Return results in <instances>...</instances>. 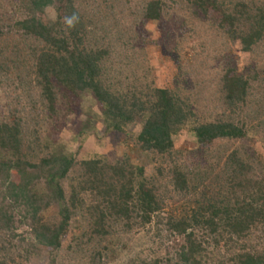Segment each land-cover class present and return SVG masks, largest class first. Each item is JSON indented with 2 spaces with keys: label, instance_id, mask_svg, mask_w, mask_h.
Here are the masks:
<instances>
[{
  "label": "trees",
  "instance_id": "1",
  "mask_svg": "<svg viewBox=\"0 0 264 264\" xmlns=\"http://www.w3.org/2000/svg\"><path fill=\"white\" fill-rule=\"evenodd\" d=\"M77 2L19 0L23 17L9 26L31 63L9 60L11 83L36 90L38 102L27 96L40 111L24 115L17 96L0 114V264H14L16 248L23 262L62 264L64 254H82L104 264L115 259L118 229L159 224L166 207L191 197L190 215L164 221L172 238L165 255L127 264H264V162L236 146L249 138L264 149V0H95L88 10ZM48 8L55 21L44 20ZM73 14L79 21L69 28L64 18ZM106 21L121 32L107 37ZM196 24L239 47L207 80L195 48L184 59L183 33ZM153 55L176 67L172 88L155 83ZM8 67L0 63V75ZM63 111L76 120L67 141L57 126ZM43 123L51 126L44 140ZM114 133L148 157L154 174L129 155L110 156L105 139ZM92 136L95 148L80 157ZM53 206L57 213L45 218Z\"/></svg>",
  "mask_w": 264,
  "mask_h": 264
},
{
  "label": "rangeland",
  "instance_id": "2",
  "mask_svg": "<svg viewBox=\"0 0 264 264\" xmlns=\"http://www.w3.org/2000/svg\"><path fill=\"white\" fill-rule=\"evenodd\" d=\"M95 0H78V6L82 10L87 9L89 5L93 4ZM98 1V0H96ZM86 2V3H85ZM81 4V5H80ZM97 9L99 12L101 9L99 7H93ZM94 9V10H95ZM88 10V9H87ZM23 17V10L22 7L19 6V0H0V24L4 27L2 28V35L0 36V63L5 64L7 63L9 65V69L7 71L1 72L0 75V114L7 116L9 105L13 104V97H19L17 99H20V110L22 108H25L24 115H27V112L32 109L30 112H32L31 115L38 114V110L40 108L39 104L36 106L33 105L30 100H28V96L30 95L32 97V100L38 102V93L36 90H33L32 88L30 90L27 89V83L22 88H18L19 90H16L17 83L14 82L12 84V80L17 75V70L15 67L9 63V60L15 61V62H29L27 55L29 54L27 49V43L20 40V37L17 33L13 32L12 29L10 30V25L14 24L17 20ZM56 14L52 8H48L45 10L44 20L46 21H55ZM125 27H132V17L130 20V16L126 15L125 20ZM124 21L120 26V29L123 30L124 27ZM120 23L122 22L119 21ZM119 23V24H120ZM171 26V29L174 30L173 32L176 35H180L181 31H178L179 26L175 23H169ZM115 24L112 22L106 21L105 24V33L107 34V37H115L118 32H121L119 29L115 28ZM204 28H201L200 24H196V27L191 31H184L183 33V39L186 41L185 44L190 45V47H186L187 50L185 51V60L188 62L192 59V57L196 53H200L201 60H199V63L203 66L204 64H208L209 70L204 71L205 80H207L210 76L207 75H213L214 72H218L222 69V67L225 65V62L228 58L234 55V52H236L239 47L231 45L230 41L226 43L219 40H216L214 38L213 32H207L205 29V26H202ZM110 32V34H109ZM102 32L98 33V36H104ZM103 40V43L107 45L109 42L108 40ZM22 41V42H21ZM198 51H194L195 49ZM139 55V54H138ZM246 60L248 59V55L245 56ZM244 58V59H245ZM157 57L154 55L152 56L151 63L154 68H156V72L153 74L155 75V83L161 86H166L168 88H172L173 86V79L177 75L176 67L173 65L172 61L166 57L164 60L159 64L157 62ZM159 60V59H158ZM205 61V62H204ZM142 64V61L141 63ZM19 70H25V64L24 67L20 64ZM27 68V67H26ZM29 68L31 69V63L29 62ZM200 68V67H199ZM25 74V71L23 72ZM29 78H32L30 75ZM204 79V76H202ZM29 87V86H28ZM27 92H29L27 96ZM207 104H211L210 101H208ZM87 104H84L83 108L84 111L88 107ZM90 107V106H89ZM90 110L97 112L96 108L91 106ZM10 111V110H9ZM40 111V109H39ZM65 111L61 112L62 117L60 118L59 122L57 123V126L61 128V131L59 133L60 138L67 141L68 138L71 136L70 130L73 129L72 123L76 120L68 117L64 114ZM70 120V122H69ZM84 117L82 115H78V122L83 121ZM63 123L66 125L64 126ZM98 133V137L103 136V129L100 125H96ZM35 127L32 125L30 132L33 131ZM37 129V128H36ZM51 129L50 123H43L41 125V128H38V132H40V137L42 140L46 137L48 134L47 131ZM121 135L113 134L109 135L105 139V148L107 149V152H109L110 156L112 158L122 157L124 155H129L133 162L137 164H141L146 167L149 174H154L155 165L151 164L148 161V157L144 154H142L138 149L132 148V144L123 143V139L120 138ZM95 136L90 137L86 144L81 149L79 156H83L87 154L89 151L93 150L95 148ZM249 147L250 149H253L256 154H258V159L262 160L264 162V149L261 146L259 142L252 141L251 139L247 138L244 143L238 142L236 144L237 147L245 146ZM230 146V145H228ZM227 146V147H228ZM179 149L181 150H188L190 146H188L186 143H179L178 144ZM233 147V145H231ZM230 147V149H232ZM191 201V202H190ZM193 198H187L186 200H182L180 202H176L174 204H171L170 206L166 207L163 214V220L161 223L158 224L156 220H153V222L146 226L145 229L140 230H133L130 234H124L121 233V229L117 230V235H113V237L118 238L119 244L117 243L114 247L115 251V259L113 260H107L104 262V264H127L131 260H152L155 257H162L165 255V251L167 247H170L172 244V238L167 234L166 229L164 227V221L166 217H172L174 219H180L185 218L188 215H190L191 211L193 210V206H195L193 203ZM57 213L56 206L51 207L45 214V218L51 217ZM27 229L21 228L18 230V234L23 235L24 240L26 242H30V237L26 234ZM71 233L68 236L67 243L70 241ZM16 244V243H15ZM66 245V244H65ZM260 247H264V239L259 241ZM21 249V248H20ZM19 248L15 249V254L13 255L14 264H45L44 260H38L33 262H23L22 259V250ZM17 252H20V256H17ZM107 254V253H106ZM109 254V253H108ZM64 259L62 264H88V261L86 260L83 255H76L73 258L69 257L70 255L64 254ZM109 256V255H108ZM109 258V257H108Z\"/></svg>",
  "mask_w": 264,
  "mask_h": 264
},
{
  "label": "clouds",
  "instance_id": "3",
  "mask_svg": "<svg viewBox=\"0 0 264 264\" xmlns=\"http://www.w3.org/2000/svg\"><path fill=\"white\" fill-rule=\"evenodd\" d=\"M79 18L77 15L73 14L70 17H65L64 18V23L69 27H74L76 23H78Z\"/></svg>",
  "mask_w": 264,
  "mask_h": 264
}]
</instances>
